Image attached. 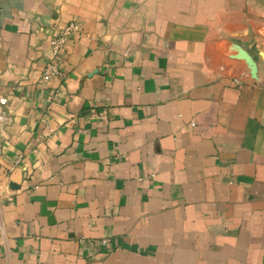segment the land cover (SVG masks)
I'll return each instance as SVG.
<instances>
[{"label": "crops", "instance_id": "obj_1", "mask_svg": "<svg viewBox=\"0 0 264 264\" xmlns=\"http://www.w3.org/2000/svg\"><path fill=\"white\" fill-rule=\"evenodd\" d=\"M0 96V264H264V0H0Z\"/></svg>", "mask_w": 264, "mask_h": 264}, {"label": "built area", "instance_id": "obj_2", "mask_svg": "<svg viewBox=\"0 0 264 264\" xmlns=\"http://www.w3.org/2000/svg\"><path fill=\"white\" fill-rule=\"evenodd\" d=\"M80 22H70L64 26H55L51 36L53 58L44 68L42 78L52 79L63 75L61 70V55L68 39L80 31ZM7 98L0 96V108L7 105ZM5 121V115L0 109V125ZM106 242V241H105Z\"/></svg>", "mask_w": 264, "mask_h": 264}]
</instances>
